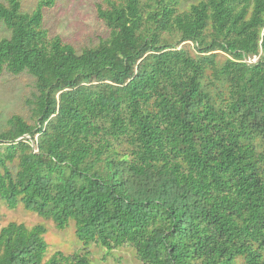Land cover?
Segmentation results:
<instances>
[{"label": "trees", "instance_id": "16d2710c", "mask_svg": "<svg viewBox=\"0 0 264 264\" xmlns=\"http://www.w3.org/2000/svg\"><path fill=\"white\" fill-rule=\"evenodd\" d=\"M22 1L0 2V77L38 92L0 126V204L142 264H264V0H105L81 50L49 36L54 0ZM45 234L2 227L0 264H91Z\"/></svg>", "mask_w": 264, "mask_h": 264}, {"label": "rangeland", "instance_id": "374dc122", "mask_svg": "<svg viewBox=\"0 0 264 264\" xmlns=\"http://www.w3.org/2000/svg\"><path fill=\"white\" fill-rule=\"evenodd\" d=\"M5 0H0L4 2ZM42 0H23L24 12L32 13ZM194 0L184 4L189 7ZM107 7L105 0H54V5L44 9V25L51 38L60 36L65 42L73 44L77 49L97 45L102 38L109 36V29L98 15V6ZM10 32L0 23V41L8 37ZM256 60V59H254ZM38 90L36 79L29 73L13 75L4 72L0 77V126L6 125L14 115L30 119L34 100ZM11 222L25 223L28 226L41 224L46 229L44 238L48 244L47 256L54 252L69 255L74 251L88 252L91 264H142L135 249L129 246L107 250L98 244L84 246L76 238L75 223L71 222L65 230H58L53 222L19 207L10 210L0 204V230Z\"/></svg>", "mask_w": 264, "mask_h": 264}]
</instances>
